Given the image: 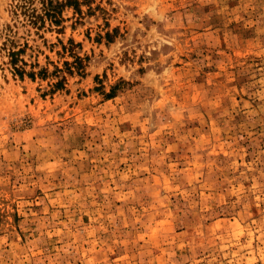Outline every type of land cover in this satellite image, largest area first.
I'll return each instance as SVG.
<instances>
[{
  "label": "rangeland",
  "instance_id": "374dc122",
  "mask_svg": "<svg viewBox=\"0 0 264 264\" xmlns=\"http://www.w3.org/2000/svg\"><path fill=\"white\" fill-rule=\"evenodd\" d=\"M43 1L0 0V264H264V0Z\"/></svg>",
  "mask_w": 264,
  "mask_h": 264
},
{
  "label": "trees",
  "instance_id": "16d2710c",
  "mask_svg": "<svg viewBox=\"0 0 264 264\" xmlns=\"http://www.w3.org/2000/svg\"><path fill=\"white\" fill-rule=\"evenodd\" d=\"M44 16H37L36 19L44 20L45 17L54 25L60 26L63 22V12L66 9V7L71 6L75 4L76 0H44ZM25 52V50L19 49L18 51H12L11 57H12V64L14 65L15 72L20 75L21 77H24L27 74V71L25 67L18 66L20 55ZM81 59L78 58L74 64L77 66L78 70H81ZM68 70H71L70 72L73 73L71 67L72 63L67 62L66 63ZM59 69H56L55 72H58ZM42 74V76H47L49 74L48 69L43 68L38 73L32 71L29 72L28 75L32 78H36L37 75ZM65 78H62L58 83L57 86H60L63 84V81Z\"/></svg>",
  "mask_w": 264,
  "mask_h": 264
}]
</instances>
